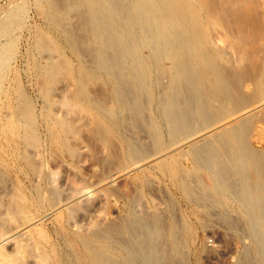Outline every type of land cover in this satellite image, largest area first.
Wrapping results in <instances>:
<instances>
[{"label":"rangeland","instance_id":"1","mask_svg":"<svg viewBox=\"0 0 264 264\" xmlns=\"http://www.w3.org/2000/svg\"><path fill=\"white\" fill-rule=\"evenodd\" d=\"M51 6L0 0V264H253L247 252L263 264L264 105L250 110L264 104V0H183L215 41L228 84L181 129L169 126L163 105L174 65L144 21L134 25L138 45L119 73L140 88L136 111L95 52H76ZM77 11L65 18L69 27ZM217 126L221 135L201 136ZM222 149L237 164L254 153L259 185L239 180L241 163L243 170L228 166L221 186L212 168L217 155L228 156ZM259 186L262 199L249 197L246 188ZM252 217L260 233L251 231ZM133 226L143 234L135 237ZM149 239L155 255L144 257Z\"/></svg>","mask_w":264,"mask_h":264},{"label":"bare ground","instance_id":"2","mask_svg":"<svg viewBox=\"0 0 264 264\" xmlns=\"http://www.w3.org/2000/svg\"><path fill=\"white\" fill-rule=\"evenodd\" d=\"M49 2H51L52 4L49 10L51 19L55 21V24L59 26V28L66 29L65 31L66 38L69 42L71 40L73 44L75 43L76 46L74 45V48L76 52L81 55H84L85 57H89L90 54L92 55L93 52H95L97 54L99 61L105 64V66L109 67L114 74L118 75L119 78L118 86H119L120 94L126 97L127 99L132 100L133 104L135 105L133 106V109H135L136 111H138V109L141 108V104L139 105L138 102L139 100L138 97L136 96V94L140 93V88H138V86L135 85L136 82L131 83L130 79L127 77L126 74L121 75L119 73H121V60L124 62V64L129 60L127 57L125 58V53L126 56L128 55L131 57L137 48L136 45H138V42H137V38H135L136 29L134 27V25L137 22V19L140 20L141 22L144 21V23L146 24L145 34H147V36L150 35L153 36L155 45L161 48L162 53L165 54L172 61V64L174 65L173 67L174 79L172 83L167 86V88L164 87L166 88V91L170 97L168 99V96L166 95L167 99L163 102V105H165V109H166V110L164 109V112L168 110L167 111L168 115L167 114L165 115L168 117L167 121L170 124L169 126L174 127L175 129L176 127H180L181 129L182 128L181 126H183L185 122H189L188 120L190 119H194V120L196 119L195 117L197 116L196 115L197 112L200 111L202 113L203 112L205 113L204 110L210 108V106L213 107L212 105L213 99L215 98L216 93H219V91H215V89L220 88L221 90L223 88L224 94L226 93V85L228 84L227 83L228 74L226 72V69L222 67L220 63L221 60L218 59L221 53L215 50V41L214 40L212 41V38H210L201 27L200 22L202 21L201 20L199 21V19L193 15L194 9H192L189 6H187V8L183 7V0H49ZM83 7H87L88 10H81ZM73 10L76 11L78 10L76 14L78 19L77 22L78 24L75 25L74 23L71 22L72 27H69L67 24H65V18L72 19L71 12ZM62 13H65L63 20H61L60 18V15ZM95 42H96V46H94ZM88 45H90L91 49L90 47H88ZM135 74L136 76H138V81L141 82L143 81L144 83L143 74L140 71H136ZM180 80H185L187 82L189 81L188 85L190 86L187 89L181 87V83H179ZM143 83L139 82V84L141 85ZM215 84H217V86H215ZM166 91H164V94ZM190 92H193L191 94V96L193 97H190V95L188 94ZM193 94H195V96ZM201 99L204 100V105L202 104V101L200 102ZM197 101L202 105L201 106L196 105ZM194 104L195 106L198 107L193 108ZM258 104L259 103H257V106L251 109L250 111H255L257 109H260V107L264 105L262 103L259 105ZM172 107H173L172 109L173 111L170 109ZM204 113L202 115H205ZM20 118L23 119L22 117ZM18 122H20V120H18ZM18 122L16 123L18 124ZM18 126L20 130V128L22 127V123L21 125L19 123ZM221 126L220 127L217 126L218 128L216 129H211L210 131L203 132L201 136L209 137L210 135L212 136L219 134L221 135L224 132V131L223 132L220 131L222 128ZM190 137L191 135L187 136L186 138H190ZM228 143L226 144V146H223L222 148L224 147L229 148L227 147ZM199 147L196 148H198L199 150L201 149ZM232 148L235 149L233 146L231 147V149ZM224 149L221 150L222 151V154L220 153L221 155H224L223 154L225 153L223 152ZM229 149H227L228 151L226 152L228 156L224 155L225 157L221 158V156L217 155L218 158L215 161L217 165H215L216 167H214L213 165L212 168L215 171H217V175L219 177L218 176L216 177L218 179L222 178V181L217 180V182H219L221 186H223L222 183L224 184L223 178L224 179L226 178L230 181V179L227 177L230 175L228 171L230 169H228V166L230 168V165L233 164L235 167L238 168L237 169L233 167V169L235 168L234 170L236 169L243 170V166L240 167V165H238L241 164L242 162L239 163L240 161H238L237 164V162H235L234 159H232L233 162L235 163L233 162L230 163L232 161L231 157L233 158L234 154L231 153L232 150ZM224 151H226V149ZM205 152H209V150ZM211 152L212 150H210L209 155L212 154ZM251 154L252 153H250V155ZM243 155L245 156L246 159L248 158L247 156L248 153L246 155V153L244 154L243 152L242 157ZM202 156L203 155H201V157ZM238 156H240L239 158H241V155ZM238 156L236 155V157ZM257 156L258 159H260L259 155ZM255 157L256 156H254L253 153L251 156L252 158L251 161H249V158L247 159L249 162H246V159L245 160L243 159L245 162H243L242 164L245 165L246 171H241V173L243 172L244 175L242 174L241 176L239 175L240 173L238 174L235 171V173H237L239 177L241 176V179L239 180L246 181L250 189L253 188V184L260 183L259 180H256L254 171L257 169V167H260L261 164H257L255 162L257 161L256 160L257 158ZM207 161H208V155H207ZM203 162L205 163V161ZM257 162L259 163L261 161H257ZM212 163L215 164L214 162H212L211 159L210 161H208V163L206 162L208 166L211 165ZM248 171L251 173V175L249 176V180L248 179L245 180V177H248V175H246L245 173L248 174ZM117 176L118 174L115 173L112 176H110V179L112 181L116 180V178H118ZM235 177L237 176H234L233 174L234 179L232 178L231 180H235ZM239 180L238 182L235 183L237 184L241 183V181L239 182ZM219 184H218V188H219ZM225 184L227 185L226 182ZM228 185H230V183ZM221 189L224 188L221 187ZM257 190H258L257 193L254 192L251 193V191L247 190L246 188V193L249 195V197H251V195L259 196L260 194L261 195L260 199H262L261 186H259ZM72 201L74 202V200L70 198L66 203H72ZM249 201H252V199L249 198ZM225 215L227 216V213ZM224 218L229 221L233 220V218L229 217V215ZM257 218L258 217H252V219H250L251 220L250 228L252 232L257 231L258 233H260L255 221ZM153 229L155 230V228H152V231ZM102 230L107 232L111 231V230H106V228ZM132 230L133 233H135L136 235L135 237H137V233L138 236L143 234L140 231L136 233L135 227ZM157 230L158 229H156V231ZM138 239L140 241V238ZM260 242L262 243L261 238H260ZM146 243H147V245L145 244L147 246L146 252L148 253L146 254L144 250L143 251L145 253L141 252L144 254V257H146L147 255H151V252L154 250L152 248V243L155 244V241L149 239V241ZM97 250H98L97 253L98 255L105 254L104 249L98 248ZM135 250H137V248H135L134 251ZM154 253L155 251H153V255H155ZM151 257L152 256H150V258ZM252 257H254V255L250 252H247V255L245 256L246 262L248 263L252 262L253 264H256L257 261H255ZM151 260L152 258L148 261ZM263 264H264V255H263Z\"/></svg>","mask_w":264,"mask_h":264}]
</instances>
